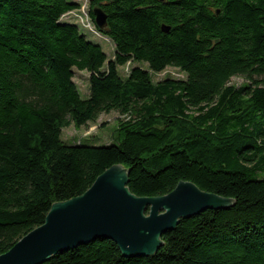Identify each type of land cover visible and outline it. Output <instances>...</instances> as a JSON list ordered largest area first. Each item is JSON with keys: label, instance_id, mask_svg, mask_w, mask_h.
I'll return each mask as SVG.
<instances>
[{"label": "trees", "instance_id": "16d2710c", "mask_svg": "<svg viewBox=\"0 0 264 264\" xmlns=\"http://www.w3.org/2000/svg\"><path fill=\"white\" fill-rule=\"evenodd\" d=\"M89 3L93 23V7L106 14V31L94 25L113 60L60 21L75 2L0 0V254L119 164L137 196L190 181L233 204L181 219L153 255L124 257L99 238L40 264H264V0ZM129 61L147 69L123 78ZM167 67L186 77L153 82L149 70ZM74 69L89 73L87 98ZM112 111L117 143L62 139V128Z\"/></svg>", "mask_w": 264, "mask_h": 264}, {"label": "water", "instance_id": "95a60500", "mask_svg": "<svg viewBox=\"0 0 264 264\" xmlns=\"http://www.w3.org/2000/svg\"><path fill=\"white\" fill-rule=\"evenodd\" d=\"M94 24L107 30L106 14L92 8ZM168 26L162 25L164 32ZM126 169L117 164L99 174L82 194L51 205L43 224L23 235L0 264H40L52 255L90 241L105 238L119 247L124 257L153 255L161 236L181 219L207 209H224L233 200L179 181L167 194L140 197L129 188Z\"/></svg>", "mask_w": 264, "mask_h": 264}, {"label": "rangeland", "instance_id": "374dc122", "mask_svg": "<svg viewBox=\"0 0 264 264\" xmlns=\"http://www.w3.org/2000/svg\"><path fill=\"white\" fill-rule=\"evenodd\" d=\"M69 1L75 2L78 7L63 15L60 21L76 24L79 30L86 35L87 39L100 44L103 51L106 53L107 60H113L115 57V47L113 42L107 36L102 35L97 31L89 16L90 0ZM135 66L147 69V64L145 63L129 61L125 65L118 67V73L124 78ZM149 73L153 82L165 78L184 79L186 77L183 72L174 67H167L161 72H153L149 70ZM88 79V72L74 69L73 81L75 82L82 98H87L89 96ZM244 82H246V80L239 76H234L230 79V83L235 86ZM121 117L125 118V116ZM118 118H120L119 114L114 111L102 113L96 121L90 122L88 125L79 129L75 128L73 125L62 128L61 137L68 144L81 143L83 145L101 146L117 143L116 131L118 128Z\"/></svg>", "mask_w": 264, "mask_h": 264}]
</instances>
